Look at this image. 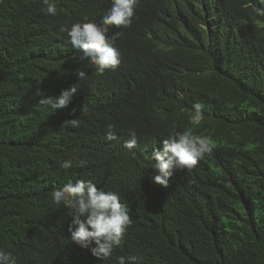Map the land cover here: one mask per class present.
<instances>
[{"label":"trees","instance_id":"1","mask_svg":"<svg viewBox=\"0 0 264 264\" xmlns=\"http://www.w3.org/2000/svg\"><path fill=\"white\" fill-rule=\"evenodd\" d=\"M110 7L57 0L50 16L42 0H0V249L17 264H118L121 255L264 264V0H138L131 26L109 31L119 33L120 65L98 75L60 29L100 23ZM183 69L205 93L201 135L213 148L165 188L144 157L176 117L160 95ZM74 84L67 106L42 104ZM109 124L118 141L106 139ZM129 130L142 145L125 150ZM78 179L117 192L130 209L133 223L106 261L71 242V217L51 200Z\"/></svg>","mask_w":264,"mask_h":264},{"label":"clouds","instance_id":"2","mask_svg":"<svg viewBox=\"0 0 264 264\" xmlns=\"http://www.w3.org/2000/svg\"><path fill=\"white\" fill-rule=\"evenodd\" d=\"M191 3L193 0H177ZM205 1V0H200ZM208 1V0H206ZM138 0H111V7L100 23L76 22L70 28L60 30L67 33V43L81 50V60H87L95 66L98 75L115 70L121 63V53L115 46L119 33L109 36L111 28L130 27L135 15ZM42 11L47 15H57V0H42ZM221 12L226 8L221 6ZM173 72L177 78L174 85L164 84L165 93L160 95L165 109L176 105V117L172 123L163 127V134L154 140L162 139L161 148H155L145 155V160L151 164L153 183L167 188L176 177V173H184L193 169L205 154L211 153L213 143L208 136L201 135L206 124L207 113L204 109L205 93L194 88L187 70ZM79 82L87 77L83 71L77 72ZM77 84L62 90L55 102L51 98L42 104L51 105L53 109L68 105L71 96L77 92ZM162 109H157L158 112ZM73 124L76 120L71 121ZM163 139L164 137H166ZM106 139L118 141L114 125L106 128ZM142 145L135 130H129L122 139L124 149L132 150ZM87 161H80V166H86ZM61 167H72L71 160H65ZM170 182V183H169ZM51 200L57 206L67 209L71 217L67 231L70 240L79 248L90 251L98 261H106L113 256L114 250L123 244V238L133 221L130 209L121 201V196L115 191H105L91 181L78 179L69 181L62 188L51 192ZM118 264H142L139 255H121ZM0 264H17V257L12 251L0 249Z\"/></svg>","mask_w":264,"mask_h":264},{"label":"bare ground","instance_id":"3","mask_svg":"<svg viewBox=\"0 0 264 264\" xmlns=\"http://www.w3.org/2000/svg\"><path fill=\"white\" fill-rule=\"evenodd\" d=\"M212 1H213V0H212ZM203 2H204V1H203ZM206 3H207V2H206ZM212 3H213V2H212ZM214 3H215V2H214ZM214 3H213V4H214ZM208 4H209V3H208ZM184 5H185V4H184ZM202 5H204V4H202ZM186 6H187V5H186ZM185 8H186V7H185ZM213 8H214V7H213ZM204 9H205V8H204ZM208 9H209V8H208ZM208 9H207V10H208ZM211 10H212V8H211ZM211 10H210V11H211ZM207 12H208V11H207ZM209 13H210V12H209ZM219 13H220V12H219ZM219 13H218V14H219ZM213 14H214V13H213ZM209 15H210V14H209ZM220 15H221V14H220ZM213 27H214V25H213Z\"/></svg>","mask_w":264,"mask_h":264}]
</instances>
